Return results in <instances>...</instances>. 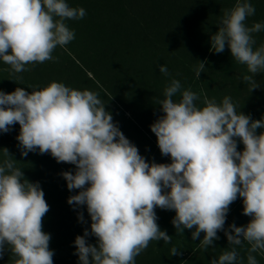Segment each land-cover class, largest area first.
<instances>
[{
    "label": "clouds",
    "instance_id": "9594fccd",
    "mask_svg": "<svg viewBox=\"0 0 264 264\" xmlns=\"http://www.w3.org/2000/svg\"><path fill=\"white\" fill-rule=\"evenodd\" d=\"M255 13L250 0H235L210 34V50L220 54L227 46L232 59L246 67L237 79L248 85V92L261 86L254 76L264 74V44L256 47L255 38L264 23H247ZM85 15L83 7L67 0H0V61L12 75L30 71L28 65L55 61L57 46L75 39L66 21ZM205 64L199 61L194 68L196 78ZM157 67L169 79L156 102L163 115L149 127L170 163L146 161L113 121L99 93L55 80L28 86L30 92L23 87L0 91V132L18 124L21 156L38 151L75 165L74 172L61 175L70 192L78 190L67 203L86 206L91 221L74 239L78 264H135L150 242L170 244L172 236L160 229L156 208L173 210L176 234L191 230L203 251L224 232L228 248L209 264H243L238 247L245 244L247 264H259L256 254H264V117L244 114L231 96L217 102L185 88L166 65ZM2 149L0 257L7 250V264H53L51 236L43 230L50 210L45 194L39 182L24 177L20 161ZM238 196L250 219L225 228ZM77 219L84 223L82 212L77 211ZM89 236L96 238L95 244L88 242ZM169 254L179 255L180 248L171 247Z\"/></svg>",
    "mask_w": 264,
    "mask_h": 264
},
{
    "label": "trees",
    "instance_id": "16d2710c",
    "mask_svg": "<svg viewBox=\"0 0 264 264\" xmlns=\"http://www.w3.org/2000/svg\"><path fill=\"white\" fill-rule=\"evenodd\" d=\"M67 2L70 6L83 7L86 10L83 19L66 21L74 30L75 39L63 48L57 46L53 51V56L57 58L55 61L28 65L30 71L16 74L23 77L22 81L17 80L16 75L10 74V66L0 61V91L11 92L16 87H23L30 92L28 86L43 87L55 80L74 89H87L100 95L108 92L105 101L117 111L120 106L109 97L112 95L116 98L120 94L111 88L114 86L112 80L115 78L118 80L116 85L127 91L128 101L123 107L129 110L130 115L125 117L128 126L123 134L126 138L143 143L148 140L149 134L153 133L147 126L149 123L144 115L147 98L149 95H158V89L162 88V86L158 88L157 92L153 87L147 90L146 84L149 83L148 80L154 79L150 78L151 75H158L156 79L164 80L165 87L169 78L159 73L157 67L163 64L185 88L190 87L194 92H203L210 98L215 97L217 102L226 95L231 96L237 106H241L240 111L244 114L250 115L252 119L264 117V74L258 73L254 76L261 86L248 92V85L242 79H237L241 73L246 72V67L232 59L227 46L220 54L210 48L209 53L205 52L207 46H210V34L217 30L216 21L223 9L231 8L235 0H67ZM250 2L254 4L256 13L248 18L247 23L251 25L253 22H260V19L264 23V0ZM255 38L256 47L264 44V31L255 34ZM195 49L198 55H191V50ZM213 54L217 55V58H214ZM198 60L206 61V69L200 73L199 78H196L194 68L199 63ZM95 63L103 67L102 73L96 72ZM86 71H89L92 77L87 76ZM81 79L86 83H81ZM111 115L118 125L117 117L113 113ZM18 132V124L13 125L7 133L0 132V160L3 158L2 148H6L13 158L19 161L20 151L16 150L14 154L12 152V148L18 147L15 144ZM11 139L14 140L10 141ZM242 148L243 144L238 141V150ZM45 160L39 158L31 163L25 158L26 163L20 161L18 166L22 168L26 179L39 182L49 205L50 210L43 219V230L51 236L49 247L54 251L53 264H78L74 239L79 235V231L82 235L83 229L87 227L81 222L78 224L75 217L77 211L83 213L84 206L77 209L67 203L66 199L78 190L73 189L66 196L63 187L66 186L65 180L56 178L57 183L50 184L45 174ZM242 209V198L238 196L229 207L225 228L232 223L243 226L249 221L250 217L245 216ZM165 211L167 210H156L159 220L167 219L163 214ZM217 235L219 239L214 240L207 251L201 250L199 241L194 240L190 245L184 246L187 249L185 248L174 259L178 264H209L211 259L218 258L221 252L228 248L224 232L219 231ZM88 242L94 244L96 241ZM247 247V244L243 248L238 247L243 264H247ZM256 256L259 264H264V254ZM8 258L9 254L5 250L3 257H0V264H7ZM147 259L154 264L156 257L153 258L151 255L147 258V254L142 252L135 258V264H147ZM158 260L160 264H169L167 257Z\"/></svg>",
    "mask_w": 264,
    "mask_h": 264
},
{
    "label": "rangeland",
    "instance_id": "374dc122",
    "mask_svg": "<svg viewBox=\"0 0 264 264\" xmlns=\"http://www.w3.org/2000/svg\"><path fill=\"white\" fill-rule=\"evenodd\" d=\"M260 22L263 23V20L260 19ZM209 48H210V46H207V49H205L206 53H209V51H210ZM193 51L191 50V52H190L191 55H194V54L198 55V53H196L197 52L196 49L194 51L195 53ZM213 55H214V58L215 57L217 58V55H215V54H213ZM92 64H94V63L92 62ZM90 65H91V63H90ZM97 65H98V63H95L94 69H96V72L98 74H100V73H102V70H104V69L101 65L100 66L99 65L97 66ZM86 74H87V76L92 77V74L89 71H86ZM156 77H158V75H151L150 76V78H154V79L148 80L147 82H149V83L146 82L147 83L146 84L147 90H149L150 87H153L154 90L156 91L161 86H162V88L164 87V80L156 79ZM82 82L86 83V81H84V79H81V83ZM112 82L114 83V86L113 85L111 86L112 91L118 92L120 94L116 98L113 97L112 95H110L109 97H110L111 101L115 100L117 102V104L120 106L119 110H117V111H119L121 114L119 112H117L116 110H113L112 106H110L109 103H105V108L110 112V114L113 113L117 117V119L119 120V123L117 126L123 132L124 129H126L128 126V124L125 123L126 122L125 117L130 115L129 110H126V108L123 107L124 103L127 104V101H128L127 96H126L127 91L125 89H122V88L120 89L116 85V84H118L117 79L114 78L112 80ZM155 87H157V88H155ZM162 88L158 89V93H159L158 95H156V96L155 95H149L147 98V104L145 106L144 115L146 117V121L149 124L153 123L154 120H156L159 116L163 115L162 111H160L161 110L160 105L156 106L157 100L163 98V91H161ZM107 94H109V93L108 92L103 93L102 95H100V98L102 100H105V97L106 98L108 97ZM149 124H147L148 127H149ZM149 135L150 136H149L148 140L143 141V143L140 142L139 140L136 142L135 140H133V138H128V139L138 149L141 148V150L139 152L142 156H144L146 161H149V162L155 161L157 163H165V161L170 162V157L161 155L160 150L157 146V142H156L154 133H151ZM12 140H14V139H11L10 141H12ZM15 144L18 145V141H15ZM16 150L20 151L19 147L12 148L13 154L15 153ZM30 153L31 154L28 153V155H32V156L23 157V156L19 155L18 156L19 161L26 163L24 160H25V158H27L31 163H34L35 159H39V158L46 159L45 160V162H46L45 163V169H46L45 174H46L47 180L50 182L51 185L54 183L55 184L57 183L56 178H59L61 181H64V178L61 175L62 172H64V171L74 172L75 171V165H72L69 163H64V162H57L50 154H47V153L39 154L38 151L37 152H30ZM63 187H64V192L66 193V196H67L70 193V191L66 188L65 185ZM158 209H160V208H156L155 211ZM161 210L162 209H160V211ZM171 212H173V213H171ZM163 214H165L164 216L167 219L162 218L159 220V218H158L157 223H158L161 230L166 231L168 235L172 236V242L170 244H165L162 240L157 241V242L152 241V242H150L149 247L145 251H143V253L147 254V258L151 255L153 258L156 257L154 264H160V260H158V259L159 258H166V257H167V261L169 262V264H174V263L178 264L176 259H174V257L178 256V255L169 254V249L173 246H176V247L180 248V252L182 253L185 248L187 249V247H184V246L190 245L192 243V241H194V240L191 237V230H189V229H184L183 235H177L176 234L175 228L171 223L172 218L175 216V212L173 210H167ZM83 215H84V223H82V224H84L87 228H89L91 221H90V217L87 213L86 206H84ZM75 219H77V214H76ZM77 223L78 224L80 223L78 221V219H77ZM78 234L81 235L80 231L78 232ZM86 239L88 241H90V240L96 241V238L94 236L87 237ZM94 244H95V242H94ZM219 244H222V243L219 242ZM146 263L151 264V262H149L148 259L146 260Z\"/></svg>",
    "mask_w": 264,
    "mask_h": 264
}]
</instances>
